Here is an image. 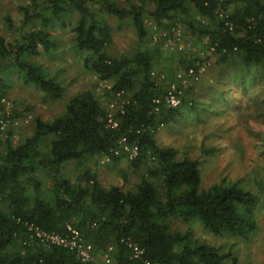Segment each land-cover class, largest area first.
<instances>
[{
	"label": "trees",
	"instance_id": "trees-1",
	"mask_svg": "<svg viewBox=\"0 0 264 264\" xmlns=\"http://www.w3.org/2000/svg\"><path fill=\"white\" fill-rule=\"evenodd\" d=\"M124 1L127 8L111 0H29L18 9L19 25L5 19L15 38L7 41L0 34V101L8 96V69L39 90L43 101L62 97L63 87L36 62L58 50L49 31L55 23L70 26L71 48L83 69L97 82L110 83L106 97L118 99L110 116L95 92L85 90L69 100L61 116L34 117L30 135L17 140L14 128L8 130L0 142V264H102L99 259L110 247L118 264H239L231 249L200 241L190 229L175 230V222H197L208 234L226 239L247 240L257 230V194L226 179L202 188L200 158L160 146L156 133L183 110L200 122L201 112L230 109L235 91L252 102L248 109L264 104V0ZM93 8L131 22L138 40L132 54L110 55L112 31ZM149 23L169 36L180 27L184 36L205 41L214 58L211 76L206 73L199 86H176L177 108L165 103L171 86L153 77L161 50L150 38ZM179 62L196 81L195 60ZM13 104L12 119L31 112ZM109 116L116 127L108 125ZM122 139L138 148L130 166H145L133 189L104 188L89 169L74 179L65 175L72 162L81 170L93 159L123 157L114 155ZM200 151L208 157L215 148ZM29 225L62 238L78 232L92 246V259L81 262L73 251L41 243ZM130 246L142 254L133 258Z\"/></svg>",
	"mask_w": 264,
	"mask_h": 264
},
{
	"label": "rangeland",
	"instance_id": "rangeland-1",
	"mask_svg": "<svg viewBox=\"0 0 264 264\" xmlns=\"http://www.w3.org/2000/svg\"><path fill=\"white\" fill-rule=\"evenodd\" d=\"M111 1L116 2L120 7L127 8L124 0ZM133 3L139 5L136 0H133ZM28 4L29 0H0V34L7 41H12L15 35L7 28L5 19L9 17L14 25H19L22 15L18 9ZM93 12L104 20L112 31L113 43L109 49L110 55H130L136 50L138 40L130 21L119 22L114 16L99 8H93ZM49 31L58 45V50L52 54L37 57L36 62L50 77L59 82L64 92L61 98L45 102L39 90L33 86L24 85L13 69L7 70L4 81L8 87V96L5 99L10 109H13V103L19 109L31 108V112L15 120L14 131L18 133L17 140L30 135L33 130L34 117H39L43 121H51L61 116L69 100L85 90L95 92L110 116L117 110L115 103L118 98L106 97L111 84L97 82L93 75L83 69L82 58L71 48L73 35L70 26L63 27L55 23ZM148 31L151 40L153 36L167 34L161 30L158 31L152 23L148 24ZM175 44L181 50L166 46L159 41L161 56L155 64L153 77L159 78L170 86L183 83L187 87L193 83L199 86L200 79L206 73L208 77L211 76L208 73L214 63V58L207 49L205 41L182 34ZM184 57L195 60V66H200V75L196 81L193 80V76H187L185 69L181 67L179 61ZM199 60L207 61L200 64ZM208 81L206 83L209 84ZM233 94L235 100L230 109L221 106L220 108L214 107L206 115L201 112L200 122H197L196 114L183 110L182 116L175 122L159 129L156 133V140L162 147L185 149L190 157L200 158L202 188L206 189L226 179L237 183L239 188L250 190L258 196L254 208L257 230L247 240L214 237L205 232L197 222L184 224L177 221L174 229L180 231L190 229L200 241H205L225 251L231 249L238 257L239 264H264V104L253 105L248 109L251 101L246 100V94L239 91ZM235 104L237 107L241 106L240 110L236 109ZM201 146L214 147L215 151L211 156H201ZM99 161L90 160L85 167H81V170L72 162L64 168V173L70 179H74L83 169H89L104 188L117 186L128 191L140 181V176L145 171V166L132 168L126 156L119 157L114 162L101 163Z\"/></svg>",
	"mask_w": 264,
	"mask_h": 264
},
{
	"label": "built area",
	"instance_id": "built-area-1",
	"mask_svg": "<svg viewBox=\"0 0 264 264\" xmlns=\"http://www.w3.org/2000/svg\"><path fill=\"white\" fill-rule=\"evenodd\" d=\"M181 35H182L181 28L178 27L173 31L172 36H169L168 34H163L158 36L156 35L152 37V42L154 45H156L159 43V41H161L166 46L178 48V50H181V48L177 44H175V42H178V40L180 39ZM192 75H193L192 71H189L187 73V76H192ZM179 95L180 92L177 91L176 86H171L165 99V103L167 107L169 108L179 107L181 103ZM11 112L12 109H10L9 103L6 101V99H2L0 101V142L4 141L7 138L8 130L10 128H14V126L16 125L15 119H12L11 117ZM108 125L111 128L116 127V123L114 122V120H112L110 116L108 120ZM119 145H120V149L114 152L115 156L124 155L129 160H133L138 156V148L135 145L130 146L125 139H122L119 142ZM109 161L110 159L108 157H103L101 159V163H107ZM28 230L32 232L34 234V237L43 244L56 245L75 252L77 258L81 262H88L92 259L91 257L92 246L84 242L81 236L76 231L73 230L71 231L70 238H62L54 234H47L41 232L38 228H34L32 225H29ZM130 249L133 252V258L135 259L142 254L141 250H139L136 246H130ZM111 251L112 248L110 247L108 248L107 252H105L101 256L102 264H118L113 261L110 254Z\"/></svg>",
	"mask_w": 264,
	"mask_h": 264
}]
</instances>
